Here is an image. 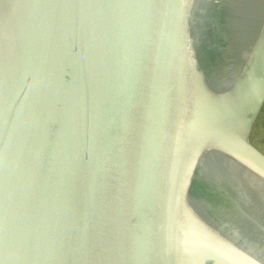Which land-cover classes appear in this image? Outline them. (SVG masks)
Returning a JSON list of instances; mask_svg holds the SVG:
<instances>
[{"label": "water", "instance_id": "obj_1", "mask_svg": "<svg viewBox=\"0 0 264 264\" xmlns=\"http://www.w3.org/2000/svg\"><path fill=\"white\" fill-rule=\"evenodd\" d=\"M264 0H0V264H264Z\"/></svg>", "mask_w": 264, "mask_h": 264}, {"label": "rangeland", "instance_id": "obj_2", "mask_svg": "<svg viewBox=\"0 0 264 264\" xmlns=\"http://www.w3.org/2000/svg\"><path fill=\"white\" fill-rule=\"evenodd\" d=\"M252 141L264 151V112L253 129Z\"/></svg>", "mask_w": 264, "mask_h": 264}, {"label": "crops", "instance_id": "obj_3", "mask_svg": "<svg viewBox=\"0 0 264 264\" xmlns=\"http://www.w3.org/2000/svg\"><path fill=\"white\" fill-rule=\"evenodd\" d=\"M263 112H264V107H263V109H262V112H261V114L259 115V117L263 114ZM258 120H259V118H258ZM257 120V121H258ZM262 150V149H261ZM263 151V150H262Z\"/></svg>", "mask_w": 264, "mask_h": 264}]
</instances>
